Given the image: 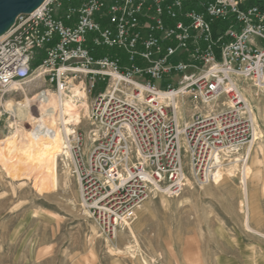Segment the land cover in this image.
Here are the masks:
<instances>
[{
    "label": "built area",
    "instance_id": "built-area-1",
    "mask_svg": "<svg viewBox=\"0 0 264 264\" xmlns=\"http://www.w3.org/2000/svg\"><path fill=\"white\" fill-rule=\"evenodd\" d=\"M40 72L62 98L75 83L91 97L88 135L64 132L63 154L113 239L150 197L215 182L254 137L264 0H45L0 37V93Z\"/></svg>",
    "mask_w": 264,
    "mask_h": 264
},
{
    "label": "rangeland",
    "instance_id": "rangeland-1",
    "mask_svg": "<svg viewBox=\"0 0 264 264\" xmlns=\"http://www.w3.org/2000/svg\"><path fill=\"white\" fill-rule=\"evenodd\" d=\"M41 89L59 94L36 74L19 89L0 93V264H264V97L249 95L263 131L251 154L247 148L254 137L240 153L227 157L219 182L189 186L179 196L150 197L111 239L82 206L64 152L55 154L54 167L53 155L41 149L31 156L19 142L30 137L27 128L39 111L31 106L33 117L21 119L7 110L8 102ZM84 113L77 127L87 136L90 123ZM63 146L60 141L58 149ZM246 159L254 169L246 181L248 200ZM248 208L254 230L246 224Z\"/></svg>",
    "mask_w": 264,
    "mask_h": 264
},
{
    "label": "bare ground",
    "instance_id": "bare-ground-1",
    "mask_svg": "<svg viewBox=\"0 0 264 264\" xmlns=\"http://www.w3.org/2000/svg\"><path fill=\"white\" fill-rule=\"evenodd\" d=\"M37 77L38 78L42 77L41 72L37 75ZM72 92L74 96L71 95L69 98H62L60 94H54V92L48 91V89H44V90L41 89L40 92H38L39 94H36L33 96H29V95L25 96L24 99L16 101L14 103H10L12 101L11 100L8 102V105H7V110L11 112L14 116L16 115L19 116L21 119L29 118V117L32 118L34 113L32 114L30 112V107L37 105V110L39 111V114L38 116L33 117L34 119H36V121L32 123L33 126H31L30 128H27L29 130L30 137L27 138L25 136L26 140H24V137L20 138L19 142L21 143V145H23L27 149L26 150L27 153H29V155L31 156L38 154L41 151V149H42V152L44 151L46 155L48 154L53 155L54 157L53 166L54 167H56L57 165L55 154L58 152L59 153L63 152L62 148L61 150L58 149L60 146V141L63 143V138H62L63 132L69 133L68 131L69 129H71L72 131L75 125H78L79 123H81L82 121L81 111L82 110L85 109V112H86L84 113L83 117H85L88 113V107H89V103L87 100L88 96H87V93L84 87L82 88L81 85L75 83L72 88ZM46 94H47L46 98L42 99V97ZM81 108H84V109H81ZM77 117L79 118V123H76ZM256 117H257V114L254 115V118H255L254 119V139L252 140L251 145L247 148L248 154H251L253 142L259 138L260 133L262 131V128L260 124L258 123V120L256 119ZM57 121H60L62 127L58 128L59 125ZM66 121H71V123H66ZM42 140H49V142H43ZM8 141H9V144L11 145L10 143L11 140L8 139ZM16 146H17V143L15 146L13 145L10 146V149L16 148ZM35 147L38 148L39 150H37ZM239 151L240 150H238V152ZM237 161H240L239 158L233 160V163ZM221 171L218 173V176L215 179V183L219 182L221 177L223 178L222 176L223 174ZM252 173H254L253 166L249 165L246 159L244 163V184L246 185L244 193L246 195L247 200L249 199L248 198L249 196H248V189H247L248 187H247L246 181H247V178H249V176ZM249 219H250V210L248 208L247 214H246V224L250 229H253L249 224Z\"/></svg>",
    "mask_w": 264,
    "mask_h": 264
},
{
    "label": "water",
    "instance_id": "water-1",
    "mask_svg": "<svg viewBox=\"0 0 264 264\" xmlns=\"http://www.w3.org/2000/svg\"><path fill=\"white\" fill-rule=\"evenodd\" d=\"M45 0H0V37L14 25L20 14H28L39 8Z\"/></svg>",
    "mask_w": 264,
    "mask_h": 264
},
{
    "label": "snow or ice",
    "instance_id": "snow-or-ice-1",
    "mask_svg": "<svg viewBox=\"0 0 264 264\" xmlns=\"http://www.w3.org/2000/svg\"><path fill=\"white\" fill-rule=\"evenodd\" d=\"M66 123H71V121H66ZM76 123H79V118L78 117L76 119ZM68 131L71 132V129H69Z\"/></svg>",
    "mask_w": 264,
    "mask_h": 264
},
{
    "label": "trees",
    "instance_id": "trees-1",
    "mask_svg": "<svg viewBox=\"0 0 264 264\" xmlns=\"http://www.w3.org/2000/svg\"><path fill=\"white\" fill-rule=\"evenodd\" d=\"M35 64L36 65H39L40 64V60H37Z\"/></svg>",
    "mask_w": 264,
    "mask_h": 264
}]
</instances>
